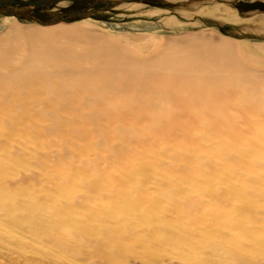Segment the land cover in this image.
Instances as JSON below:
<instances>
[{
    "label": "bare ground",
    "instance_id": "6f19581e",
    "mask_svg": "<svg viewBox=\"0 0 264 264\" xmlns=\"http://www.w3.org/2000/svg\"><path fill=\"white\" fill-rule=\"evenodd\" d=\"M8 25L0 257L264 264V70L247 50Z\"/></svg>",
    "mask_w": 264,
    "mask_h": 264
},
{
    "label": "rangeland",
    "instance_id": "374dc122",
    "mask_svg": "<svg viewBox=\"0 0 264 264\" xmlns=\"http://www.w3.org/2000/svg\"><path fill=\"white\" fill-rule=\"evenodd\" d=\"M20 7L30 9L31 17L0 13V47L9 39L8 24L27 27L87 19L95 32L119 42L145 37L147 44L162 46L183 41L188 33L216 42L227 37L255 58V68L264 70V0H99ZM0 264L19 263L3 256Z\"/></svg>",
    "mask_w": 264,
    "mask_h": 264
},
{
    "label": "water",
    "instance_id": "95a60500",
    "mask_svg": "<svg viewBox=\"0 0 264 264\" xmlns=\"http://www.w3.org/2000/svg\"><path fill=\"white\" fill-rule=\"evenodd\" d=\"M61 1L93 2L99 0H0V13L30 16V9L21 8L20 6L33 5V7H40L45 4L59 3Z\"/></svg>",
    "mask_w": 264,
    "mask_h": 264
}]
</instances>
